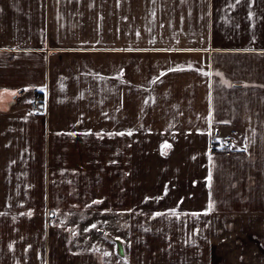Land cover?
<instances>
[{"label": "crops", "instance_id": "0c3cea01", "mask_svg": "<svg viewBox=\"0 0 264 264\" xmlns=\"http://www.w3.org/2000/svg\"><path fill=\"white\" fill-rule=\"evenodd\" d=\"M0 203L10 264H174L264 219V0H0ZM31 203L103 227L71 246Z\"/></svg>", "mask_w": 264, "mask_h": 264}, {"label": "rangeland", "instance_id": "374dc122", "mask_svg": "<svg viewBox=\"0 0 264 264\" xmlns=\"http://www.w3.org/2000/svg\"><path fill=\"white\" fill-rule=\"evenodd\" d=\"M33 174H36L33 172ZM41 189H32L33 201H38L43 194ZM55 189H51L53 193ZM9 204L0 203V264H10L9 250L6 241L11 238V228L14 226L8 212H12ZM33 225L37 223L44 228H61L67 234L69 244H75V239L83 234L84 228L93 224L103 227L104 220L97 215L85 214L82 218L75 216V210H63L56 204L31 203ZM57 207V209L55 208ZM94 211L93 209L89 210ZM5 213V214H4ZM231 213V212H230ZM87 215V216H86ZM259 214H243L232 218L225 214L218 219L217 228L209 230L208 235L177 236L176 244H190V252H176L174 264H264V219L257 218ZM255 217V218H254ZM93 236L90 234L88 236ZM76 237V238H75ZM105 239H110L106 235ZM95 241L102 242L100 236ZM86 247V246H85ZM101 252H105L100 246ZM164 251L160 252V256Z\"/></svg>", "mask_w": 264, "mask_h": 264}, {"label": "built area", "instance_id": "2783aa9c", "mask_svg": "<svg viewBox=\"0 0 264 264\" xmlns=\"http://www.w3.org/2000/svg\"><path fill=\"white\" fill-rule=\"evenodd\" d=\"M46 100L43 96L37 97V99L34 101L32 105V109L35 112L42 111L43 106L45 105ZM234 144V139L231 135L226 136L224 139L220 141L219 144H217L215 149L222 150L225 154L230 155L232 153V147Z\"/></svg>", "mask_w": 264, "mask_h": 264}, {"label": "snow or ice", "instance_id": "6c2138e0", "mask_svg": "<svg viewBox=\"0 0 264 264\" xmlns=\"http://www.w3.org/2000/svg\"><path fill=\"white\" fill-rule=\"evenodd\" d=\"M14 94V93H13ZM246 150V149H245ZM209 207H211V205H209ZM92 227H95V225H92Z\"/></svg>", "mask_w": 264, "mask_h": 264}, {"label": "water", "instance_id": "95a60500", "mask_svg": "<svg viewBox=\"0 0 264 264\" xmlns=\"http://www.w3.org/2000/svg\"><path fill=\"white\" fill-rule=\"evenodd\" d=\"M118 243V246H119V242H117Z\"/></svg>", "mask_w": 264, "mask_h": 264}]
</instances>
